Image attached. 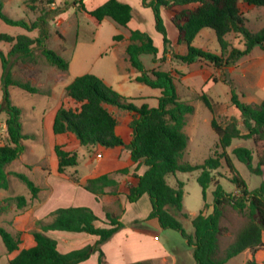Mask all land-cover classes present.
Wrapping results in <instances>:
<instances>
[{
	"label": "trees",
	"instance_id": "trees-1",
	"mask_svg": "<svg viewBox=\"0 0 264 264\" xmlns=\"http://www.w3.org/2000/svg\"><path fill=\"white\" fill-rule=\"evenodd\" d=\"M88 0H74L73 5L86 16L102 22L106 18L113 20L121 27L127 28L134 18L135 12L130 5L119 0H108L94 11H88L85 3ZM245 6L264 8V0H242ZM197 5L178 11L176 8ZM142 6L151 9L155 18V29L163 37L164 57L169 52L171 41L168 38L167 27L162 16V10H168L171 21L178 29L179 45H186L187 54L173 53L172 58L184 64H194L205 60L218 68L236 66L242 59L249 56L256 47L264 48V28L253 34L246 27L240 0H142ZM59 14V12H58ZM0 19L11 26L21 27L29 32L39 27L42 18L28 24L24 20H13L3 12V2L0 0ZM204 29H211L217 36L221 54L215 55L193 46V42ZM231 34H237L244 41V49L234 47L227 40ZM47 38L40 35L33 39L27 35L17 38L0 33V45L13 44L9 56L20 55L26 62H34L33 46L38 45L46 61L62 72L69 70V63L56 52L45 46ZM131 67L140 75L136 82L161 91L159 104L151 108L148 105L136 106L129 98L115 91L102 79L95 75H84L76 78L68 87V96L79 105L76 109L62 106L54 120L55 135L73 134L81 146H101L103 148H118L125 146L124 141L116 133L118 120L106 106H113L127 111L131 116L130 128L132 141L129 149L132 161L138 164L131 180L121 186L118 176H127L130 169H122L115 173L106 174L89 180L85 189L101 201L105 195H125L130 204L137 203L143 196L148 195L152 210L147 220H158L163 230H175L187 241L193 249L196 264H228L247 250L253 254L264 252L262 233L264 231V181L253 191L238 173L231 157L223 152L218 157H210L202 165L192 166L183 162L189 147L190 138L186 133L188 116L194 114L195 108L181 100L174 77L163 71L153 70L149 73L142 61L143 55L154 57L157 62L158 48L152 37L141 31H131L130 45L126 50ZM2 60L4 85V100L0 104V115L6 114L8 142L0 146V190L10 188V174L7 166L20 158L25 152L24 141L34 140V135L23 132L22 111L12 105L9 96L10 87H18L29 94H41V89L30 82L15 80L10 71L8 57L0 50ZM231 102L241 112L244 127L248 134L243 135L236 121L227 127L221 126L216 119L212 120V128L219 138V145L226 150L236 139H253L255 143L264 142V99L258 106L241 102L238 94L232 90ZM201 100L207 108L213 110L211 98L202 95ZM55 152L59 161L58 171L66 173L70 168L79 165L76 154L65 150L64 145H56ZM237 160L244 164L252 174L264 175V154L258 157V164L253 165V152L246 147H238L233 151ZM222 159L233 173L231 182L236 191L227 192L215 181L214 172L219 170ZM146 167L143 175H138L140 167ZM201 171L197 181L203 189L204 199L207 190L214 184L213 213L205 216L201 212L193 219L194 234L190 235L184 229L179 218H188L183 211L184 183L179 182L178 188L171 187L167 177L177 172L192 173ZM24 183L33 198H37L41 189L23 173H13ZM110 190V191H108ZM237 193L241 195L236 196ZM13 202L23 208L27 200L24 196L10 197L0 201V216L8 210ZM231 206L243 214L247 222L238 231L236 239L222 252L220 237L223 233L221 222L225 208ZM207 207V205H206ZM49 223L38 222L40 231L33 233L34 244L21 249L22 239L6 230L0 221V238L9 254L18 253L9 264H81L95 253H99L98 264H109L105 261L102 247L125 228L119 216L107 214L108 227H98L100 220L94 211L88 207L58 208L47 217ZM68 232L88 234L99 238L95 245H88L78 250L63 254L58 249L57 240L49 237L48 232ZM132 264H153L142 261ZM247 264H258L249 261Z\"/></svg>",
	"mask_w": 264,
	"mask_h": 264
},
{
	"label": "rangeland",
	"instance_id": "rangeland-1",
	"mask_svg": "<svg viewBox=\"0 0 264 264\" xmlns=\"http://www.w3.org/2000/svg\"><path fill=\"white\" fill-rule=\"evenodd\" d=\"M1 1L3 2V12L13 20H24L28 24L36 22L38 18H42L43 21L39 23L37 29L29 32L21 27L8 25L0 19V33L15 38L20 35H27L33 39L38 38L40 35L46 36V48L56 52L69 63V70L67 72H62L46 61L38 45L33 46L34 62H26L20 55L9 56L13 44L3 43L0 45V50L8 57L13 79L23 82H28L26 80L30 79L31 81H29L31 84L32 82L41 84L46 82L48 75L49 78L52 77L54 81L58 82H61L65 78L63 83L57 86H54V84L52 87L44 86L43 89H41L42 93L37 95L29 94L18 87L9 88V96L12 105L18 107L22 111L23 132L38 137L36 141H24L26 152L23 158L25 161L29 162L30 168H24L25 164L23 160H18L8 166L7 171H9L10 174V188L0 191V199L4 198V196H7V198L24 196L27 200L23 208H19L18 203L13 202L8 210L0 216L2 226L14 236H19L22 239L23 243L20 247L24 249L33 244V233L40 229V225L38 224L40 220L30 215L31 208L35 204V198H33L28 187L16 178L13 173L19 172L26 174L36 186H40L44 183L42 173L38 170H34L40 166L36 164L41 162L43 156H48L46 161H48L51 166L53 163L49 157L51 154V147L43 119L48 116L54 106L57 105L59 99L60 102L62 101V106L66 108L76 109L79 107V105L68 96L67 87L80 76L95 75L102 79L108 86H111L115 91L124 96L131 97L129 99L138 107H140L144 101L149 102L148 106L157 107V105H154L157 99L154 93H159V91L137 83L136 79L134 80V76L140 75V73L131 68L127 53L125 54L127 59L125 61L120 60L121 52L123 53V51H126L127 47H125L126 50L120 47L119 51H115L113 45H115L116 41H123V36L116 35H118L119 32L127 33V31L119 27L113 21L105 22L100 26L95 18L84 15L80 9L76 8L73 5L74 0ZM240 2L246 20V27L253 34L260 32L264 28V16L260 14L264 11V8H249L243 5L242 0H240ZM253 9L256 10L253 11ZM59 15L65 18V21L62 24L60 23V26H57L55 20ZM176 32H178V29L171 28L169 30L170 37L175 38ZM158 36L162 39L159 33ZM156 38L155 33V39ZM195 40L193 42L194 47L215 55L221 54L220 45L213 30H202L201 37ZM227 40L232 46L244 49V41L237 34H231L227 37ZM156 42L158 43V41ZM175 51L179 53L178 55H186L187 47L186 45H180L176 47ZM263 55L264 50L261 47H256L250 56L242 59L236 66L227 68H218L205 60L197 61L192 65L184 64L176 59H173L172 62H168L167 57L159 60L162 63L161 69L174 77L177 92L181 100L190 103L195 108L194 114L188 116L187 120L186 133L190 138V143L183 162L189 163L192 166L202 165L206 159L218 157L225 152L231 157L238 173L246 181L251 191L261 186L264 181V175L257 176L252 174L244 164L237 160L233 151L238 147L250 149L254 155L253 165L256 167L258 164V157L264 154V142L255 143L253 139H236L233 141L231 147L224 150L219 145V138L213 130L211 123L213 119H216L221 126L227 127L232 121H236L242 134H248L243 124L241 112L237 110L231 102V93L234 89L241 102L252 106L260 105L261 100L263 101L264 94L257 90L255 84V69L257 64L250 68L245 61L260 59ZM141 58L145 64L146 70L152 73V71L149 70L154 67V57L151 55H143ZM35 69L43 71V75L41 76L40 73H35ZM190 71H192L193 74L197 72L198 75L196 77L193 76L189 81L185 80V74ZM259 71H261V67H259ZM57 73L60 77L56 76ZM2 76L3 67L0 58V104L4 100L5 94ZM121 82L122 84H120ZM120 87H123L124 91L123 88ZM202 95H208L211 98L213 104L212 111L207 108L201 100ZM117 111V118L119 121H127L128 117H130L127 111ZM6 119V114L0 115V146H4L8 142ZM59 144H68L71 149L70 153L77 155L76 152L81 149L84 151L85 156L90 157L89 155H92V151L89 147L78 146L74 136L63 138V141H60ZM77 158H79L81 165L74 170H77L82 176L86 171L83 165L84 157L83 155H78ZM221 161V168L213 174L215 181L219 182L225 191L229 193L234 192L236 191V186L231 182L234 175L228 169L225 160L222 159ZM42 166L47 169L46 165ZM70 169V171H74L73 168ZM76 174L72 175L71 179L76 178ZM200 174L201 171L192 173L177 172L167 177L168 184L173 188H178L179 182L184 183L183 211L188 215V218L180 217L179 220L190 235L194 234L193 219L201 212H203L205 216H208L213 213L214 209L213 192L215 191V185L212 184L209 187L205 200L203 189L197 181ZM240 195V193L236 194L237 197ZM109 196L113 195L109 194ZM40 202H43V200H40ZM54 204L56 203H48L45 206V210H50L54 206H57ZM62 204L63 205H60V207L68 206L67 204L69 203ZM117 210L124 224H132L134 220H138L140 222L145 221V223L147 222L151 226L148 234L149 238L142 243L146 247V250H137L133 248V242L130 245L128 255L129 258H131L129 259L131 262H136L134 258H137L131 255L141 254L146 256V254H149V256H157L165 249L170 253L168 256L145 261H151L153 264H196L193 258V249L188 246L187 241L179 232L170 229L163 230L158 220H146L152 210L148 195L144 196L136 204L129 206L127 212L124 210L121 211L122 207L119 205ZM42 222H47V219H42ZM246 222V217L233 207L228 206L225 208V215L221 222L223 233L220 237V249L222 252L234 242L238 231ZM60 235L78 236V234L57 232L54 238L60 239ZM156 235H158V238H156L157 242H153ZM82 242L84 241L81 239L77 242L75 241L73 245L75 247H72L70 250L80 249ZM59 251L62 253L64 251L63 247H60ZM16 254L17 253L13 255L9 254L0 238V264H9L10 260H12ZM109 254L108 260L112 262L110 264H124L121 257L115 253L114 248ZM129 260L127 261L130 262ZM137 261L142 262L138 258ZM249 261L264 264V253L258 252L257 254H253L247 250L238 257L230 260L228 264H247Z\"/></svg>",
	"mask_w": 264,
	"mask_h": 264
},
{
	"label": "crops",
	"instance_id": "crops-1",
	"mask_svg": "<svg viewBox=\"0 0 264 264\" xmlns=\"http://www.w3.org/2000/svg\"><path fill=\"white\" fill-rule=\"evenodd\" d=\"M107 1L108 0H88L85 3V7L88 11H94L98 7L105 4ZM119 2H121L123 4L130 5L134 10L135 15H134V18L129 23L127 28L121 27L117 24L119 27L126 29L127 33L119 32V34L116 35V36H119V35L123 36V41L121 40V41L115 42V45H113L115 51H119L120 47H123L125 49V47H128L130 45L131 31L138 30V31H141L144 33H148L152 37L155 46L159 50V53L156 57L157 62L154 64V67L149 71L156 70V71H163L164 72V70L161 69L162 63L159 60H161L164 57L165 47H164V43H163V37L161 36L162 39L159 38L158 32L155 29V18H154V14H153L152 10L144 8L142 6V0H119ZM90 5H92V6H90ZM196 6L197 5H191V6H185V7H178L176 9L178 11H181V10L187 9V8H195ZM248 7L249 8H255L254 6H248ZM255 10L256 9H253V11H255ZM260 14L262 16H264V11H262ZM162 16H163V19L165 21V25L167 27L168 38L171 41V46L169 47V52L167 53L166 57L168 59L167 60L168 62H172L173 61L172 54L173 53L179 54L178 52L175 51L176 47L180 46L178 44L179 32H176L177 34H176L175 38H171L169 30L171 28H176L171 21L172 14L168 10L163 9L162 10ZM55 21L57 23V26H60V23L61 24L64 23L65 18H62L59 15V16H57ZM110 21H113V20L106 18L102 22H99V21H97V22L100 24V26H102L105 22H110ZM155 33H156V37H157L156 39H155ZM201 33H202V31L199 33L197 38L201 37ZM156 41H158V43ZM262 49L264 50V48H262ZM125 54H126V51H123V53L121 52L120 60L125 61L127 59V56ZM245 63H247V65H249L250 68H252L254 65L257 64L256 65L257 67L255 69V75H256V83L255 84H256L257 90L263 92V94H264V55L260 59H251L247 62L245 61ZM259 67H261V71H259ZM36 72L40 73L41 76L43 75V71H38L35 69V73ZM134 74H135V71H134ZM197 75H198L197 72L195 74H193V72L190 71V72L185 74L184 78H185V80L189 81L190 79L193 78V76L196 77ZM56 76L60 77V75L58 73L56 74ZM138 76L139 75L134 76V80ZM64 79L61 82H58V81H54V79L52 77L49 78V75H48V77L46 78V82L41 83V84H37L36 82H32V84H33V86H35L39 89H43L44 86L52 87L53 84H54V86H57L60 83H63ZM29 80H26V81L30 82L31 80L30 81ZM125 81H123V82H125ZM120 84H122V82ZM120 88H123V87H120ZM123 91H124V88H123ZM158 91H159V93H154L156 95L155 97L157 98L155 100L154 105H157V106L159 104L158 99L161 96V91L160 90H158ZM51 94H52V92H51ZM125 97H127V96H125ZM127 98H131V97H127ZM261 102H262V100H261ZM148 103L149 102L144 101V102H142L141 106L149 105ZM61 107H62V101L60 102V99H59L57 102V105L54 106V108L51 110L49 115L44 117V119H43L44 127L47 131V134L49 137V142H50V147H51L50 148L51 154L49 155V157L53 163L51 166L50 163L48 161H46V158L48 156L47 157L43 156L41 158L42 159L41 162L39 164L38 163L36 164V165H40V166L38 167L39 169L36 168L34 170H38L42 173V176L44 178V183L41 184L40 186H38V187H40L41 191H40L38 197L35 198V204L31 208L30 215L31 216L33 215V217H36L37 220H42V219H47L49 214L58 208L88 207V208L92 209L94 211V213L100 219L96 223V226L108 227L106 225L107 214H111L113 216H119V211L117 210L118 205L122 207L121 211L124 210L125 212H127L128 207L131 205H134V204H130L125 195H119V196L105 195V196H103L101 201H98L96 199L95 195L88 192L84 186L91 179H95V178H98V177L106 175V174L115 173L119 170L126 169V168L130 169V174L127 176H118L117 180L122 185L124 183L125 184L128 183L131 180V176H132V174L135 173V169L138 166V164H136L132 161L131 151L129 149L130 143L132 141V129L130 128L131 116L128 117L127 121H125V120L119 121V119L117 118V112H118L117 110H119V109L116 107H113V106H106V108L111 113H113L118 120V126L116 128V133L119 137L122 138L125 146L118 147V148H111V149L103 148L101 146H87L92 151V155H89L90 157L85 156L84 151L79 149V151L76 153H77V156L83 155V157H84L83 158V162H84L83 165L85 166V170H86L84 172V174L81 176L77 170H74V169H77L78 166L81 165L79 162V158H78L79 165L77 167L73 168V170H74L73 172L70 171L71 169H68L66 171V173L60 174L58 171L59 161H58V157H57L56 152H55V147H56V145H60L59 142L63 141V138H67V136H74L73 134L55 135V133L53 131L55 116ZM149 107L154 108V106H149ZM124 124H125V126H124ZM29 135H31V134H29ZM37 139H38V137L35 136V139L31 140V141H36ZM75 140L78 143V146H81L79 144L78 140L76 139V137H75ZM63 145L65 146L66 151L71 152V149H70L68 144H63ZM25 152L16 161L23 160V163L25 164L24 168L28 169V168H30L29 167L30 164L28 161H25L23 158ZM32 152L34 153L33 150H32ZM99 155L101 157H99ZM16 161H14V162H16ZM13 163H11L10 165H12ZM10 165H8V166H10ZM42 165H46L47 169L43 168ZM8 166H7V168H8ZM146 170H147V168L142 166L139 168L138 172H136V173L138 175H143L146 172ZM7 172L9 173V171H7ZM16 173H19V172H16ZM74 174H76V178L71 179V176ZM51 177H52V179H51ZM0 191H2V190H0ZM108 191H110V190H108ZM5 199H7V196H4V198L0 199V201H3ZM40 200L41 201L43 200V202H40ZM51 202L56 203L54 205H57V206H54L50 210H45V206ZM29 203H30V201H29ZM62 203H69V204H67L68 206L60 207V205H63ZM120 221H121V217H120ZM45 223H49V220H47V222H45ZM124 225H125V228L122 231H120L119 233H117L110 242H108L107 244H105L102 247L103 252L105 254V261L107 263H109V264L112 263L111 261L108 260V255H110L109 252L112 251L113 248L115 250V253H117L121 257L124 264L137 263L138 262L137 258L140 261L155 260L157 258H162V257L168 256L170 254L165 249H163L157 256H149V254H146V256H143L141 254H134L131 256L137 257V258H134L135 259L134 261H136V262H131V260H129L131 258H129V255H128L129 250H130V245L133 242V248H135L137 250H146V247L142 243H144L149 238L148 234H149V231L151 229V226L149 225V223H147V222L145 223V221L140 222L138 220H134L132 222V224H124ZM37 231H40V229ZM56 233L57 232H55V231H51V232H48L47 235L49 237L55 239L54 236ZM62 233H68V232H62ZM69 234H77V233H69ZM60 237H61L60 239L56 238L55 240H57V242H58V249H60V247H63V249H64V251L62 252L63 254H66L68 252L73 251L70 249L72 247H75V246H73L75 241L77 242L80 239L82 241H84L81 243L82 246L80 247V249L83 247H86L88 245H95L97 243V241L99 240L98 237L88 235V234H78V236L60 235ZM156 238H158V235H156L154 237L153 242H157ZM262 239L264 242V231L262 233ZM135 242H136V245H135ZM33 244H34V241H33ZM260 253H264V252L260 251ZM143 254H145V253H143ZM17 255H18V253L13 258H15ZM99 256H100V254L97 252V253L93 254L90 259H88L87 261H85L81 264H98ZM125 259H126V261H125ZM127 260H129L130 262H128Z\"/></svg>",
	"mask_w": 264,
	"mask_h": 264
},
{
	"label": "built area",
	"instance_id": "built-area-1",
	"mask_svg": "<svg viewBox=\"0 0 264 264\" xmlns=\"http://www.w3.org/2000/svg\"><path fill=\"white\" fill-rule=\"evenodd\" d=\"M99 157H101V156L99 155Z\"/></svg>",
	"mask_w": 264,
	"mask_h": 264
}]
</instances>
